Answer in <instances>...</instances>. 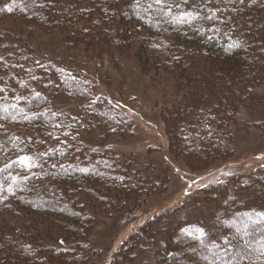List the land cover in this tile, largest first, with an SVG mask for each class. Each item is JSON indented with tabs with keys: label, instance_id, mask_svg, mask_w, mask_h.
<instances>
[{
	"label": "trees",
	"instance_id": "16d2710c",
	"mask_svg": "<svg viewBox=\"0 0 264 264\" xmlns=\"http://www.w3.org/2000/svg\"><path fill=\"white\" fill-rule=\"evenodd\" d=\"M185 12L195 17L190 23L174 19ZM3 18L20 19L97 57L138 42L157 67L172 68L179 84L174 104L161 114L163 133L172 157L190 173L231 159L238 112L255 105V90L264 85V0H0ZM2 38L0 264H101V253L87 242L99 209L106 207L111 217L147 208L148 199L166 193V184L135 156L122 158L105 144L131 138L134 120L93 95L83 73L34 58L19 37L12 49ZM60 100L77 113L59 112ZM20 156L31 157L32 166ZM255 163L240 184L253 208L231 198L223 179L208 180L211 186L197 198L216 205L207 225L151 233L148 264H264V159ZM25 214L48 218L49 225L34 226ZM162 217L128 237L113 264H134L149 227Z\"/></svg>",
	"mask_w": 264,
	"mask_h": 264
},
{
	"label": "rangeland",
	"instance_id": "374dc122",
	"mask_svg": "<svg viewBox=\"0 0 264 264\" xmlns=\"http://www.w3.org/2000/svg\"><path fill=\"white\" fill-rule=\"evenodd\" d=\"M0 33L3 35V43L10 49L15 47V38L19 37L21 43L25 42L31 47L34 58L39 56L69 71L83 73L89 79L93 95L105 98L121 112L133 118L135 127L131 138H113L105 144L122 154V158L129 159L130 154L135 156L139 164L151 170L150 175L161 177L159 181L166 184V193L148 199L147 208L113 214L111 217L105 215L106 207L99 209L87 242L94 251L101 253V264H113L114 257L124 241L132 234L141 232L159 215L163 214V217L149 227L148 239L142 244L144 251L134 264H148V259L152 257L151 253L146 252V248L153 247L151 233L160 230L167 233L188 224L205 227L217 209L214 204L197 201L202 195L200 191L209 183L208 180L213 181V185L220 181L229 183L228 194L231 198L237 199L246 209L254 207L246 191L240 190V184L246 175L245 170L249 168L247 166L253 167L257 165L255 162L258 159H264V85L255 90V105L241 108L238 112L237 125L232 127L230 133L231 159L227 163L212 165L207 172L190 173L184 162L172 157L166 135L163 133L161 117L163 110L175 102L178 76L172 68L157 67L152 57H147L149 53L138 51V42L120 47L109 58L105 55L97 57L86 51L85 47H71L63 37L48 36L27 26L20 19H0ZM134 37L135 35L131 36L132 39ZM55 106L59 112L70 115L77 113L76 106L65 100L57 101ZM153 146L160 149L148 151L147 147ZM243 162H246L245 168H241ZM180 174L186 176H182L181 180ZM189 175L192 177L191 181L186 179ZM219 179L223 180L218 181ZM223 202L220 199L217 204L220 206ZM173 210L178 214L168 215V212ZM25 217L34 226L49 225L48 218L43 216L25 214ZM20 221L22 220L16 219L17 224ZM0 223L5 224L3 219H0ZM158 236L159 239L162 238L161 235Z\"/></svg>",
	"mask_w": 264,
	"mask_h": 264
},
{
	"label": "snow or ice",
	"instance_id": "6c2138e0",
	"mask_svg": "<svg viewBox=\"0 0 264 264\" xmlns=\"http://www.w3.org/2000/svg\"><path fill=\"white\" fill-rule=\"evenodd\" d=\"M164 0H155V3L160 4L163 3ZM189 2V0H184V3L187 4ZM240 3L243 4L244 0H240ZM179 5H177L178 7ZM195 17L193 16V13L191 12H185L182 13L181 17H176L174 19H176L178 22H183V23H190L192 19H194ZM209 20H212L215 18V16H209L206 17ZM0 91H3V89H0ZM19 99V98H18ZM13 107H15V105H13ZM19 162L21 164H23L25 167H31L32 166V161H31V157L29 156H20L19 157ZM81 171H87V169H82Z\"/></svg>",
	"mask_w": 264,
	"mask_h": 264
}]
</instances>
